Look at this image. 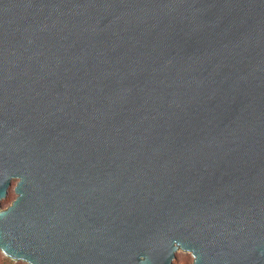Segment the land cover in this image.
Wrapping results in <instances>:
<instances>
[{
	"label": "water",
	"instance_id": "95a60500",
	"mask_svg": "<svg viewBox=\"0 0 264 264\" xmlns=\"http://www.w3.org/2000/svg\"><path fill=\"white\" fill-rule=\"evenodd\" d=\"M0 250L28 264H264V0H0Z\"/></svg>",
	"mask_w": 264,
	"mask_h": 264
},
{
	"label": "rangeland",
	"instance_id": "374dc122",
	"mask_svg": "<svg viewBox=\"0 0 264 264\" xmlns=\"http://www.w3.org/2000/svg\"><path fill=\"white\" fill-rule=\"evenodd\" d=\"M15 181V179L11 181L6 197L0 200V208H5L14 199L15 193L13 191V186ZM23 263L28 264L26 262ZM172 264H192V256L188 252L178 250L172 260Z\"/></svg>",
	"mask_w": 264,
	"mask_h": 264
},
{
	"label": "trees",
	"instance_id": "16d2710c",
	"mask_svg": "<svg viewBox=\"0 0 264 264\" xmlns=\"http://www.w3.org/2000/svg\"><path fill=\"white\" fill-rule=\"evenodd\" d=\"M24 261H15L5 256L0 250V264H25Z\"/></svg>",
	"mask_w": 264,
	"mask_h": 264
}]
</instances>
